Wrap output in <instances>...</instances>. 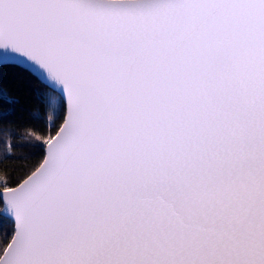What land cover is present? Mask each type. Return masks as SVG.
<instances>
[{
    "label": "snow or ice",
    "instance_id": "6c2138e0",
    "mask_svg": "<svg viewBox=\"0 0 264 264\" xmlns=\"http://www.w3.org/2000/svg\"><path fill=\"white\" fill-rule=\"evenodd\" d=\"M9 74L51 116L0 264H264V0H0Z\"/></svg>",
    "mask_w": 264,
    "mask_h": 264
},
{
    "label": "trees",
    "instance_id": "16d2710c",
    "mask_svg": "<svg viewBox=\"0 0 264 264\" xmlns=\"http://www.w3.org/2000/svg\"><path fill=\"white\" fill-rule=\"evenodd\" d=\"M0 88L20 101L14 114L0 108V166L23 172L41 159L35 136H43L50 128L51 112L41 98L44 88L38 80L9 74L0 81ZM7 145L15 147L9 151Z\"/></svg>",
    "mask_w": 264,
    "mask_h": 264
}]
</instances>
